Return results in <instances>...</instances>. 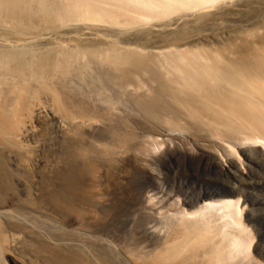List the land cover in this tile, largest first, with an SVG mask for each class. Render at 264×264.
<instances>
[{
  "label": "bare ground",
  "instance_id": "1",
  "mask_svg": "<svg viewBox=\"0 0 264 264\" xmlns=\"http://www.w3.org/2000/svg\"><path fill=\"white\" fill-rule=\"evenodd\" d=\"M216 1L0 0L2 219L12 205L10 192L24 195L28 206H49L60 221L72 213L86 218L95 206V182L113 175L109 166L118 165V156L131 153L138 160L155 150L135 146L133 127L119 132L131 118L195 141L207 131L220 141L232 137L223 144L227 156H236L238 142L264 146V28H233L223 40L207 34L200 46L150 50L114 42L102 31H145L134 28L139 18L131 5L152 14L200 9L206 15ZM178 24L173 19L168 26L187 41ZM128 103L129 109L122 108ZM154 203L149 199L146 206L153 210ZM237 212L235 202L220 199L205 201L191 219L178 214L167 227L178 241L166 245L165 259L151 252L137 264H250L248 235L235 220ZM20 222L0 225V249L27 242L36 253L31 264H83L74 250L57 248L49 236L35 237L27 230L31 226ZM98 226L89 222L63 234H93L101 241L93 249L96 256L113 264V247Z\"/></svg>",
  "mask_w": 264,
  "mask_h": 264
},
{
  "label": "rangeland",
  "instance_id": "2",
  "mask_svg": "<svg viewBox=\"0 0 264 264\" xmlns=\"http://www.w3.org/2000/svg\"><path fill=\"white\" fill-rule=\"evenodd\" d=\"M130 7L132 14L139 18H135L134 28H147L145 31L136 33L111 27L102 28V31L114 42L146 46L147 50L175 45L200 46L203 43L200 38L207 34L223 40L228 36L226 32L233 28H264V0L216 1L209 5L206 15L200 9H183L165 15L159 11L152 14L153 11L146 7ZM173 19H179L176 28L187 32V41L181 42L179 35L172 33L174 30L168 25ZM127 105L120 106L131 107L129 103ZM131 119L126 126L118 127L119 132L125 127H133L135 146L153 145L155 150L145 157L139 156L138 160L131 153L118 156V165L109 166L114 177L108 174L95 182V206L90 208L86 218L79 217L83 213H76V216L72 213L66 221H60L62 216L53 213L49 206H28L24 195L10 192L13 197L6 196L13 202L4 208L9 215L0 217V225L5 221L21 223L24 220L31 226L27 230L34 236L41 240H44L42 236H49L57 248L74 250L72 254H77L83 264H102L105 261L99 260L93 251L99 248L101 241L93 234L82 237L63 234L65 230H75L93 222L99 224L100 232L108 235L101 238L107 239L113 247V264H137L138 259H146L151 252L157 260L165 259L166 245L178 241L167 231L175 216L181 214L191 219L205 201L227 199L237 204L235 220L241 222L248 235L246 245L249 246L250 264H264V146L238 142L236 156H227L223 144L234 141L232 137L220 141L207 131L195 141L184 137L182 132L170 133L162 126L151 123L146 126L142 121ZM220 158L224 160L222 166H219ZM95 168L101 170L97 163ZM149 199L155 201L153 210L146 206ZM77 210L83 212L81 207ZM161 214L169 215V218L163 221L159 218ZM24 243L17 242L13 250L2 247L0 264L34 263L30 261L34 260L35 248Z\"/></svg>",
  "mask_w": 264,
  "mask_h": 264
}]
</instances>
